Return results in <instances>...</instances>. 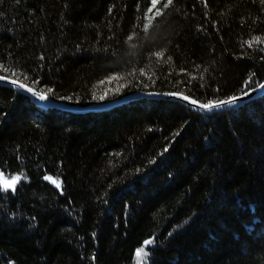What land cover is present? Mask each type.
Segmentation results:
<instances>
[{
    "label": "trees",
    "instance_id": "1",
    "mask_svg": "<svg viewBox=\"0 0 264 264\" xmlns=\"http://www.w3.org/2000/svg\"><path fill=\"white\" fill-rule=\"evenodd\" d=\"M0 76L73 105L227 99L264 79V0H0ZM0 174L24 176L0 264H264V96L71 113L0 85Z\"/></svg>",
    "mask_w": 264,
    "mask_h": 264
},
{
    "label": "water",
    "instance_id": "2",
    "mask_svg": "<svg viewBox=\"0 0 264 264\" xmlns=\"http://www.w3.org/2000/svg\"><path fill=\"white\" fill-rule=\"evenodd\" d=\"M11 81H16V84H12ZM20 84L24 85L25 88H20L17 86ZM0 85L4 86V87L11 88L12 90H15V91H18V92L24 94L25 96L29 97L32 102L42 106L43 108L44 107L57 108V109H61V110H65V111H69V112H73V113H78V112L87 113L90 111L102 112V111H107V110L113 109L115 107L121 106V105L126 104L128 102H131V100H133V99H141V100H143V99L152 100L153 99V100H169V101H174V102H180L183 105L189 107L190 109H192L194 111L200 112L204 115H212L214 113L228 111L231 109L238 108L239 106L243 105L245 102H247L249 100H253V99L264 94V88L261 87L262 85H264V82H263L256 89L250 90L249 92H246L243 94L236 95V97H240V99H238L236 102H233V103L221 106V107H216L213 109H203V108L199 107L198 105L203 104V102L192 99L186 94L177 93L178 97L188 96L189 101H184L182 98L170 96L169 93H158V92H137V93L127 95L126 97H124L122 99H117V100H113V101H109V102H105V103L89 104L86 106H80V105H73V104H67L64 102L55 101L49 97L46 100H39L34 95V93H39V92H37L32 87H29V86L23 84L22 82H19L15 79H12V78L0 76ZM26 88H31L33 91L28 92L25 90ZM227 99H229V98H227ZM227 99H223V100H227ZM192 100L197 101V103L192 104L191 103Z\"/></svg>",
    "mask_w": 264,
    "mask_h": 264
},
{
    "label": "snow or ice",
    "instance_id": "3",
    "mask_svg": "<svg viewBox=\"0 0 264 264\" xmlns=\"http://www.w3.org/2000/svg\"><path fill=\"white\" fill-rule=\"evenodd\" d=\"M152 2L155 3V0H152ZM165 6H167V5H165ZM11 83L16 84V81H11ZM17 86L20 88H25V86L22 84L17 85ZM261 87L264 88V85H262ZM25 90L28 92L33 91L31 88H26ZM49 91H51V90H49ZM34 95L39 100H46L48 98L46 94L34 93ZM169 95L173 96V97H178L177 93H169ZM178 98H182L184 101H189L188 96H182V97H178ZM100 99H104V97L101 96ZM238 99H240V97L233 96L227 100L210 101L208 103L199 104L198 106L203 108V109H213L216 107H221V106L236 102ZM191 103L196 104L197 101L192 100ZM44 179L45 180H52V178L50 176H45ZM19 180H20V176H14V177H12L11 180H8V179L2 178V174H0V191H7V190H13L14 191L15 185ZM52 183L55 184L57 187H59V184L55 180H52Z\"/></svg>",
    "mask_w": 264,
    "mask_h": 264
},
{
    "label": "bare ground",
    "instance_id": "4",
    "mask_svg": "<svg viewBox=\"0 0 264 264\" xmlns=\"http://www.w3.org/2000/svg\"><path fill=\"white\" fill-rule=\"evenodd\" d=\"M264 82V79L260 82L261 84ZM261 84H259V85H254L253 87H251V88H249V89H246L245 91H243L241 94H243V93H246V92H249L250 90H253V89H256V88H258ZM38 92V91H37ZM40 93V92H39ZM40 94H42V93H40ZM264 96V94L263 95H261V96H259V97H257V98H255V99H253V100H249V101H247V102H245L243 105H241V106H239L238 108H235V109H231V110H228V111H232V110H237V109H239V108H242V107H244V106H246L247 104H249V103H251V102H253L254 100H257V99H259V98H262ZM47 97H49V96H47ZM49 98H51V97H49ZM52 99V98H51ZM31 100V99H30ZM139 100H141V99H133V100H131V102H134V101H139ZM33 104H34V106H37L38 104H36V103H34V102H32ZM180 103V102H179ZM182 104V103H181ZM81 106V105H80ZM86 106V105H85ZM187 107V106H186ZM40 108H43V107H40ZM187 108H189V107H187ZM44 109V108H43ZM190 109V108H189ZM190 110H192V109H190ZM192 111H194V110H192ZM194 112H197V111H194Z\"/></svg>",
    "mask_w": 264,
    "mask_h": 264
},
{
    "label": "rangeland",
    "instance_id": "5",
    "mask_svg": "<svg viewBox=\"0 0 264 264\" xmlns=\"http://www.w3.org/2000/svg\"><path fill=\"white\" fill-rule=\"evenodd\" d=\"M8 78V77H7ZM4 87V86H3ZM8 88V87H7ZM9 89H11V88H9ZM15 91V90H14ZM18 92V91H17ZM20 93V92H19ZM22 94V93H21ZM24 95V94H23ZM130 95V94H129ZM127 95H124V96H122L121 98H119V99H122V98H124V97H126ZM32 102V101H31ZM39 108L40 107H42V106H40V105H37ZM81 106H85V105H81ZM44 108H46V109H50V108H47V107H44ZM61 110V109H60ZM65 111V110H64ZM94 112H96V111H94ZM78 113H82V112H78ZM219 113V112H218ZM215 114V113H214ZM17 176H20V180L16 183V185L21 181V180H24V176L23 175H17ZM12 177H14V176H9V175H6V174H2V178H4V179H8V180H11L12 179ZM16 185H15V187H16Z\"/></svg>",
    "mask_w": 264,
    "mask_h": 264
}]
</instances>
